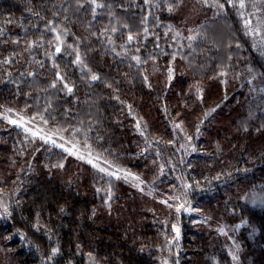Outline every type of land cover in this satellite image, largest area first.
Instances as JSON below:
<instances>
[{
    "label": "trees",
    "instance_id": "trees-1",
    "mask_svg": "<svg viewBox=\"0 0 264 264\" xmlns=\"http://www.w3.org/2000/svg\"><path fill=\"white\" fill-rule=\"evenodd\" d=\"M196 1L187 36L175 0H97L95 16L88 0H0V107L153 193L0 120V264H231L225 228L264 263V203L239 196L264 193V34L245 33L234 0ZM219 79L236 114L217 123L203 95Z\"/></svg>",
    "mask_w": 264,
    "mask_h": 264
},
{
    "label": "rangeland",
    "instance_id": "rangeland-1",
    "mask_svg": "<svg viewBox=\"0 0 264 264\" xmlns=\"http://www.w3.org/2000/svg\"><path fill=\"white\" fill-rule=\"evenodd\" d=\"M175 2L177 4V8L176 11L174 12V17L177 21L176 23L179 34H185L189 36L195 25L199 24V21H201L202 19H205L206 13L204 12L201 5L197 3L196 0H175ZM239 4H240V0H234L235 8L237 7L236 11L240 13L239 16L243 20V27L245 33L247 35L249 34L251 37H253L254 35L259 36L261 33L260 31H262L264 34V0H244L243 8H240ZM246 20L250 22L248 27L245 26ZM214 38L217 41L220 40V38H222L220 31L215 32ZM261 55L264 57V52H262ZM172 77L173 78L171 81L167 79L166 85H169V82L173 81L174 75H172ZM231 91H232V87L229 84L226 85L220 79L218 81H214L213 83L208 82L207 85L204 87V95H203L205 98L204 109L206 110L207 113H209V115L211 114L212 116H214V114L216 113V116L218 117L216 118L215 121L217 123L219 120L222 122L223 121L222 118H225L224 120H227L226 118L227 115L234 116L236 114V108L232 106V100H231L232 95L230 94ZM213 109H215V111L217 109L221 110L222 113L217 114V111L216 112L212 111ZM189 118L190 115L187 114L185 115L184 118H182L178 122L179 125L178 130L180 131L181 135H184L183 139H186V135L190 133ZM0 120H2L7 124H12L13 126H16L17 128L23 130L24 132L39 139H41V137H44L49 141L48 143H50L51 145L57 148H60L62 150L70 149L71 152L74 154H69V155H71L76 160H78L77 158L78 156H82L81 155L82 152H80L77 148L73 149L69 145H67L69 143L68 141L62 139H60L61 141H59L55 138L51 139L44 136L39 132V130L35 129L36 127L34 125L26 122L25 120H23V118L16 115V113L11 114L9 110H6L3 107H0ZM10 121H16V123H10ZM215 121H212V123L216 125L217 123ZM45 139H41V140H45ZM52 141H54L55 143H52ZM58 145H62L63 147H59ZM220 159L221 161H219L218 159H217L218 161L212 159V161L210 162L202 163V165L200 164L201 165L200 167L202 168V172H203L202 174L200 173V175L203 176L204 174H207L209 172L216 171L217 169L219 170L225 165V163H227V161H229V160L225 161V158H221V157ZM79 160L82 162H86L87 164H90L92 167L93 165H95L94 168H96L97 170H99L100 168L105 169L106 171L103 173H105L106 175H108V173H112V175L109 176L129 185L130 188L135 190L136 195L139 199L149 200V198H151V195H153L151 191L150 192L147 191L148 184L145 181V179L141 176H138L139 179H136V177L131 178L130 176H128L127 178L125 174L121 173V170L118 167L107 165L102 162H99L98 160L97 161L93 159L91 160L85 157L84 159H79ZM88 160H91V163H88L87 162ZM226 166H228V164ZM0 186H4L3 183L0 184ZM0 189L4 190L5 187H0ZM253 195L256 196L253 198L251 197ZM154 196L158 198L159 195H155L154 193ZM239 196L242 199H247V201L258 200L264 203V193L257 194L253 192L246 193V191L244 192L241 191L239 193ZM213 213L216 215V213L218 212L217 211L210 212V214L214 216ZM214 217L217 218V216ZM218 226L219 225L217 223V226L215 228L219 229L220 227ZM229 229L230 228H225L224 230H221L222 234L219 236L222 238L223 244L226 247V252L228 254L229 257L228 259L230 263L231 264H264L263 262L260 261V259L256 255V252L253 251V249L258 248L257 247L258 245L255 247L254 244H252L250 247L247 244L248 242H246V240L243 239V235L240 236L241 238H234L231 236L230 234L231 230ZM240 241L241 242L244 241V244H242ZM254 243H258V242H254ZM88 264H96V263L90 260L88 261Z\"/></svg>",
    "mask_w": 264,
    "mask_h": 264
},
{
    "label": "snow or ice",
    "instance_id": "snow-or-ice-1",
    "mask_svg": "<svg viewBox=\"0 0 264 264\" xmlns=\"http://www.w3.org/2000/svg\"><path fill=\"white\" fill-rule=\"evenodd\" d=\"M148 2H149V0H145V3H148ZM229 2L231 3V0H229ZM88 3L92 5V14H93L94 16L96 15V9H97V8L104 7V5L98 3L97 0H88ZM212 6H213V7H218V8H223V7H224V5H223L222 3L219 2V0H216V2H215ZM233 6H235V5H233ZM239 6H240V8H243V7H244V0H240V4H239ZM81 7H83V5H81ZM171 10H172V9L169 8V11H171ZM145 19H147V18H145ZM249 24H250V22L246 20V21H245V26L248 27ZM113 31H115V29H113ZM253 31H255V30H253ZM56 39H57V41H60V37H59V36H57ZM189 39H192V37H189ZM132 40H133V36H132V35H129V36H128V41L131 42ZM14 42H15V41H14ZM60 42L62 43V41H60ZM29 47H31V45H29ZM55 51H56V53H60V52H61V48H60L59 46H57L56 49H55ZM133 59H135V60H137V62H139V57H133ZM7 62H8V61H5V63H7ZM75 62H76V63H80V62H81V61H80V56H79V53H78V52H77V58H76V61H75ZM30 75H31V73H30ZM222 75H223V73H222ZM56 78H57V80H62V79H63V78L60 76L59 72H57V74H56ZM172 78H173V77H172V69L170 68V69H169L168 80L171 81ZM98 79H99V77H98L97 75H92V76H91V80H92V81H96V80H98ZM52 87H56L55 82L53 83ZM64 87L67 88V90H68L69 93L72 92V88L69 87L67 84H65ZM201 91H202V90H201L200 88H197V92H198V93L201 92ZM200 98L202 99V97H200ZM212 111H215V109H213ZM205 115H208V113H206ZM10 123H16V121H10ZM176 127H179V125H176ZM137 128H139V123L137 124ZM197 131H199V128L197 129ZM33 135H35V134H33ZM41 139H45V138H44V137H41ZM45 142L48 143L49 141H48L47 139H45ZM52 143H55V142L52 141ZM170 143H171V142H170ZM58 146H59V147H63L62 145H58ZM64 150L67 151V152H69V154H74V153L71 152L70 149H64ZM77 158H78V159H84L83 156H78ZM87 162H88V163H91V160H88ZM59 166H60V167H63V164H60ZM93 167H95V165H93ZM99 171H101V172H105L106 170L103 169V168H100ZM108 175H112V173H108ZM117 178H119V177H117ZM136 179H139V178L137 177ZM98 191H99V189H98ZM108 195H109V199H111V192H110V191H109ZM107 202H108V201H105V203H107ZM177 211H179V209H177ZM174 230L177 232V238H178L179 230L176 229L175 226H174ZM57 251H58V249H55V248L52 250V254H53V256L56 255ZM89 255L91 256V254H89Z\"/></svg>",
    "mask_w": 264,
    "mask_h": 264
}]
</instances>
